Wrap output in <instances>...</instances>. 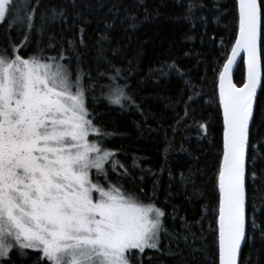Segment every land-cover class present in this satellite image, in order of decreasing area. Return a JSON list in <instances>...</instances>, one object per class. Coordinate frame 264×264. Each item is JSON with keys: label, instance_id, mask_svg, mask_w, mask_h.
<instances>
[{"label": "trees", "instance_id": "16d2710c", "mask_svg": "<svg viewBox=\"0 0 264 264\" xmlns=\"http://www.w3.org/2000/svg\"><path fill=\"white\" fill-rule=\"evenodd\" d=\"M257 1L261 85L250 121L255 147H248L246 159L249 237L253 217L264 228V0ZM192 2L196 7L185 19L188 0H26L27 11L34 12L31 31L26 24L9 29L11 16L0 24V46L9 39L19 45L27 33L22 57L39 49L44 57H59L63 50L60 62L71 77L79 71L88 118L106 134L99 137L101 147L115 153L105 162L107 181L92 170L93 182L106 189L109 184L121 186L165 213L158 247L131 250L130 264H219L218 177L224 128L217 84L237 35V4ZM53 10L63 15L53 18ZM133 16L135 27L130 26ZM114 68L121 70L116 82L127 85L134 103L109 102V89L101 86L109 84ZM244 79L240 62L233 82L240 87ZM89 139L95 141L97 134ZM112 159L123 167L113 171ZM260 236L257 230L254 239L245 240L239 264H264ZM25 253L22 257L12 250L0 263L37 264V252Z\"/></svg>", "mask_w": 264, "mask_h": 264}, {"label": "snow or ice", "instance_id": "6c2138e0", "mask_svg": "<svg viewBox=\"0 0 264 264\" xmlns=\"http://www.w3.org/2000/svg\"><path fill=\"white\" fill-rule=\"evenodd\" d=\"M236 2L239 30L219 73L224 122L218 177L219 264H237L241 241L254 239L257 230L264 241V228L255 217L253 235H247L245 212V155L248 147H255L250 143V120L261 85L257 45L261 8L257 0ZM28 7L26 0H0V24L11 16L9 29L26 24L31 31L34 12ZM195 7L188 0L185 19ZM56 15L62 16V10H53V18ZM130 19L135 27L136 18ZM27 38L26 33L19 45L9 39L0 46V259L9 258L12 250L23 257L30 249L38 253L37 264H130L131 250L158 247L165 213L121 186L109 184L106 189L93 182L90 169L107 181L105 162L115 153L101 147L99 137L106 134L88 118L81 75L77 71L71 79L68 67L60 62L65 59L63 50L59 57H44L43 49L22 57L19 51ZM241 52L246 76L237 88L229 73ZM114 72L109 84L101 86L109 89V102L134 103L127 85L116 82L121 70ZM90 132L97 134L95 141L89 140ZM111 164L113 171L123 167L114 159Z\"/></svg>", "mask_w": 264, "mask_h": 264}, {"label": "water", "instance_id": "95a60500", "mask_svg": "<svg viewBox=\"0 0 264 264\" xmlns=\"http://www.w3.org/2000/svg\"><path fill=\"white\" fill-rule=\"evenodd\" d=\"M257 3H258V1H257ZM237 11H238V5H237ZM238 17H239V12H238ZM239 21V20H238ZM238 30H239V25H238ZM237 34H238V31H237ZM236 37H237V35H236ZM235 40H236V38H235ZM235 40H234V43H235ZM233 43V44H234ZM259 43H260V36H259V39H258V42H257V45H258V53H259V56H260V51H259ZM233 46V45H232ZM232 49V48H231ZM231 55V50H230V52H229V54H228V57ZM228 59V58H227ZM226 62H227V60H226ZM225 62V63H226ZM240 62H242L243 64H244V66H245V76H246V65H245V63H244V54H243V52H241L240 53V55H238L237 56V58H236V60H235V62L233 63V65H232V69H231V71H230V73H229V78L231 79V82L234 84V82H233V73H234V70L236 69V67L240 64ZM224 63V64H225ZM222 70H223V68H222ZM221 70V71H222ZM245 80V79H244ZM219 85H220V80L218 79V86H217V92H218V98H219V104H220V87H219ZM243 86V85H242ZM242 86H240V87H242ZM237 87V86H236ZM240 87H237V88H240ZM258 88H259V86L257 87V91H258ZM255 101V100H254ZM220 108H221V113H222V119H223V109H222V107H221V105H220ZM251 121V120H250ZM223 128H224V122H223ZM248 149V148H247ZM247 149H246V155H245V162H246V159H247ZM223 152H224V131H223ZM222 159H223V155H222ZM222 159H221V162H222ZM245 168H246V163H245ZM245 181H246V176H245ZM218 189H219V182H218ZM246 193V192H245ZM219 202H220V196H219ZM245 212H246V201H245ZM218 218H219V214H218ZM246 221H247V218H246ZM217 228H218V252H219V224H218V219H217ZM246 231H247V226H246ZM246 240V239H245ZM245 240H242L241 241V247H240V250L238 251V255H237V264H239V260H240V253H241V249L243 248V246H244V243H245Z\"/></svg>", "mask_w": 264, "mask_h": 264}, {"label": "rangeland", "instance_id": "374dc122", "mask_svg": "<svg viewBox=\"0 0 264 264\" xmlns=\"http://www.w3.org/2000/svg\"><path fill=\"white\" fill-rule=\"evenodd\" d=\"M71 79L74 81L75 80V78H73V77H71ZM81 84H82V82H81ZM83 86V85H82ZM92 135H96L95 133H89V138H90V136H92ZM90 140V139H89ZM91 141V140H90ZM92 170H95V169H90V172L92 171ZM94 196H98V193H94ZM146 249H148V248H146ZM133 250H136V249H133ZM136 251H139V250H136ZM0 261H1V259H0ZM1 264V263H0Z\"/></svg>", "mask_w": 264, "mask_h": 264}, {"label": "bare ground", "instance_id": "6f19581e", "mask_svg": "<svg viewBox=\"0 0 264 264\" xmlns=\"http://www.w3.org/2000/svg\"><path fill=\"white\" fill-rule=\"evenodd\" d=\"M236 4H237V2H236ZM237 14H238V11H237ZM238 20H239V17H238ZM238 31V30H237ZM228 58V57H227ZM226 62V61H225ZM244 65V64H243ZM224 66V65H223ZM223 68V67H222ZM244 68H245V66H244ZM222 70V69H221ZM219 79V78H218ZM217 86H218V84H217ZM222 121H223V119H222ZM223 155V154H222ZM222 159V158H221ZM219 196H220V192H219Z\"/></svg>", "mask_w": 264, "mask_h": 264}]
</instances>
